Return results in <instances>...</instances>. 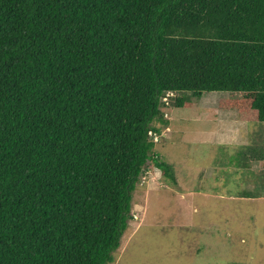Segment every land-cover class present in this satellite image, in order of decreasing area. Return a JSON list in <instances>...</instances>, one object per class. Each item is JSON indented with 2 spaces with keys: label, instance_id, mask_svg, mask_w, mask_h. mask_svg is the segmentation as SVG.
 Returning <instances> with one entry per match:
<instances>
[{
  "label": "trees",
  "instance_id": "obj_1",
  "mask_svg": "<svg viewBox=\"0 0 264 264\" xmlns=\"http://www.w3.org/2000/svg\"><path fill=\"white\" fill-rule=\"evenodd\" d=\"M170 91L264 123V0H0V264H115Z\"/></svg>",
  "mask_w": 264,
  "mask_h": 264
},
{
  "label": "rangeland",
  "instance_id": "obj_2",
  "mask_svg": "<svg viewBox=\"0 0 264 264\" xmlns=\"http://www.w3.org/2000/svg\"><path fill=\"white\" fill-rule=\"evenodd\" d=\"M228 97L214 92L161 107L170 125L154 153L173 176L149 163L115 264H264L263 163L247 152L264 147V123L221 110Z\"/></svg>",
  "mask_w": 264,
  "mask_h": 264
},
{
  "label": "built area",
  "instance_id": "obj_3",
  "mask_svg": "<svg viewBox=\"0 0 264 264\" xmlns=\"http://www.w3.org/2000/svg\"><path fill=\"white\" fill-rule=\"evenodd\" d=\"M174 97H176V94L174 92H169L162 98V103H163L165 108L170 107L171 102H172V98H174ZM166 116H168V115H166ZM161 135L154 133L153 131H151L149 133L150 138L156 143L160 142Z\"/></svg>",
  "mask_w": 264,
  "mask_h": 264
},
{
  "label": "clouds",
  "instance_id": "obj_4",
  "mask_svg": "<svg viewBox=\"0 0 264 264\" xmlns=\"http://www.w3.org/2000/svg\"><path fill=\"white\" fill-rule=\"evenodd\" d=\"M170 92H174V91H170ZM167 93H169V92H167ZM167 93H166V94H167ZM174 93L176 94V97L172 98V102H171V103H173V101L179 96L176 92H174ZM166 94H165V95H166ZM165 95H164V96H165ZM164 96H163V97H164ZM163 97H162V98H163ZM162 98H161V103H162ZM162 106L164 107L163 103H162ZM164 108H165V107H164ZM167 108H168V107H167ZM167 129H168V128H167Z\"/></svg>",
  "mask_w": 264,
  "mask_h": 264
}]
</instances>
